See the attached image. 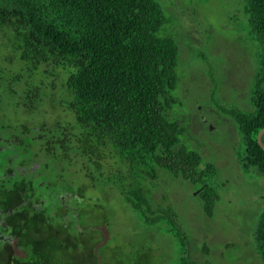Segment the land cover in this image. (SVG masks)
I'll return each mask as SVG.
<instances>
[{
    "label": "trees",
    "instance_id": "trees-1",
    "mask_svg": "<svg viewBox=\"0 0 264 264\" xmlns=\"http://www.w3.org/2000/svg\"><path fill=\"white\" fill-rule=\"evenodd\" d=\"M160 4L158 0H0V66H7L8 74L0 68V98L17 108L22 104L18 96L29 89L25 96L31 101L23 103L25 107L39 112L45 98L50 99L48 105H58L63 111L61 121L45 126L41 133V141L54 148L56 160L68 165L74 152L83 160L90 187L119 191L144 229L182 243L179 261L187 263L184 234L171 207L164 206L166 195L158 181L166 174L200 182L209 211L217 198L212 187L216 168L184 143L193 136L183 121L189 115L180 110L182 105L174 96L178 95V42L166 28ZM242 11L246 35L241 42L255 50L248 105H220L216 93L220 86L209 102L235 125L241 168L264 178V150L257 142L264 126V0H245ZM68 114L73 123L67 121ZM203 120L205 116H198V122L204 124ZM1 123V128H21L24 121ZM110 160L114 161L108 165L111 171L104 172ZM89 186L73 185L77 215L69 227L56 199L34 207L37 199L26 190L19 198L17 188L7 193L19 202L26 199L23 206L0 201V208L15 210L9 224L17 217L22 221L12 234L27 257L14 256L0 236V264H98L92 250L103 235L86 220H97L104 208L87 193ZM0 187L2 192L5 186ZM156 190L161 191L160 200L153 197ZM53 201L55 210L59 208L55 216L48 208ZM36 208L41 213L28 217ZM252 236L264 264V208ZM105 258L103 264L149 261L147 253L142 254V262L135 260L124 246L115 247L113 258L109 254Z\"/></svg>",
    "mask_w": 264,
    "mask_h": 264
},
{
    "label": "rangeland",
    "instance_id": "rangeland-1",
    "mask_svg": "<svg viewBox=\"0 0 264 264\" xmlns=\"http://www.w3.org/2000/svg\"><path fill=\"white\" fill-rule=\"evenodd\" d=\"M158 1L166 28L178 42V95L175 92L174 96L182 105L180 110L189 115L183 121L193 136L184 143L201 154L204 162L212 163L216 168L212 187L217 198L209 211L200 193V182L166 174L158 181L161 189L164 186V206L171 207L176 224L184 234L185 248L189 252V256H185L187 263L179 261L182 243L171 235L144 229L123 202L119 191L100 185L97 190L90 187L83 160L74 152L70 154L69 173L65 172L63 176H67L74 186L87 184V193L98 198L104 208L97 220H86L91 226L103 222L108 231L107 249L100 251L101 255H106L109 248L124 246L128 254L141 262L142 254L147 253L148 264H261L254 250L252 233L264 208V178L241 168L236 158L240 148L235 125L228 115H220L219 109L209 102L218 93L217 99L222 106L232 102L242 108L248 105L255 50L241 42L246 35L242 11L245 0ZM217 86L220 88L213 93ZM47 101L50 99L45 98V103L40 106L41 111L45 108L40 114L50 125L52 120L62 119L59 115L63 111L58 105H48ZM7 105L0 124L1 121L9 124L35 118L22 115L20 111L14 115ZM202 113L206 118L204 124L197 121ZM66 119L73 123L71 115L68 114ZM12 128L18 133L19 128ZM113 162L110 160L103 171H111L108 165ZM153 197L160 200L161 191L156 190ZM97 238H100L99 234Z\"/></svg>",
    "mask_w": 264,
    "mask_h": 264
},
{
    "label": "flooded vegetation",
    "instance_id": "flooded-vegetation-1",
    "mask_svg": "<svg viewBox=\"0 0 264 264\" xmlns=\"http://www.w3.org/2000/svg\"><path fill=\"white\" fill-rule=\"evenodd\" d=\"M6 67L5 65L0 66L1 69H6ZM3 75H8L7 69L3 72ZM0 83H3V81H0ZM33 91L34 93H37L35 89ZM25 94H30L29 89L21 92V95L18 96V102L22 103L20 106L17 108L12 106L7 107L8 109L13 110L14 115L18 114L20 111L22 115H31L35 116V118H30L28 120L25 119L26 121L22 123V127L19 128L18 133L16 129H13L12 127H0V185L2 184L5 186L3 187L4 190L0 192V201L7 202L10 200L14 203L17 202L18 206L25 205L26 199L19 202L17 198L11 199L6 196L8 195L7 193L16 188L18 190V198L21 197L23 191L26 190L33 200L37 199V202H34L33 204L34 207L39 205L44 206L46 205V202L50 201V199H56L63 208L60 212L64 219L65 227H69L72 217L77 215L76 207L70 204V202L73 203V197H78L77 194L73 193L72 181H70L67 176H63L65 172L69 173L67 167L70 164L63 165L60 161H57V155L54 148L48 145L47 141H41V133L45 129V126H47V121L44 118H41L40 112H45V108H42L43 111H41L40 106L42 104H40L38 112L35 109L33 110V108L25 107L23 103L29 104L31 101L28 99V96H25ZM2 103L3 106H1ZM7 103V98H4L3 100L0 98V117H5L4 109L6 107L4 108V106ZM201 117L204 118V115ZM203 121L205 122V120ZM55 122V120H52V123L50 124H55ZM47 148L51 151L50 153ZM42 186H46V188L41 189ZM37 187L41 188L38 189ZM1 188L2 187H0V189ZM162 190L164 191V186ZM2 193H4V196H2ZM48 208L49 212L54 216L56 210L59 211V208H56L55 210L54 201L49 203ZM35 210L36 212H30L27 216L30 217L41 213L37 208ZM14 211L13 208H8V211L0 208V236L2 237V240L8 244L6 247L10 248L12 254L13 250L11 241L14 238L18 239V249L24 251L23 246L19 242V238L12 234L15 225L21 226L23 224L22 221H20L18 217L16 221L11 222L10 224L8 221V218L12 217ZM100 226L101 225H97L94 227L100 231L98 229ZM100 249H98V256L101 258L103 264L106 255H101ZM114 250L115 247L107 250V254H109L110 258H113ZM92 254L98 263L97 255L94 254L93 250Z\"/></svg>",
    "mask_w": 264,
    "mask_h": 264
},
{
    "label": "water",
    "instance_id": "water-1",
    "mask_svg": "<svg viewBox=\"0 0 264 264\" xmlns=\"http://www.w3.org/2000/svg\"><path fill=\"white\" fill-rule=\"evenodd\" d=\"M264 134V126L263 128L259 131V133L257 134V142L258 145L264 150V144L262 143V135ZM101 232H102V241L97 243L94 248H93V252L95 255H97V260H98V264H102V260L101 258L98 256V249L104 247L107 242L109 241V235H108V231L106 229V227L104 225L100 226L98 228ZM11 245H12V250H13V254L20 258H26V253H24L23 250L18 249V239L14 238L11 241Z\"/></svg>",
    "mask_w": 264,
    "mask_h": 264
}]
</instances>
